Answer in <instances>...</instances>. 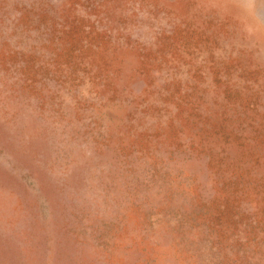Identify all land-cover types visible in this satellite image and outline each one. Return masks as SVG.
<instances>
[{
  "label": "rangeland",
  "instance_id": "1",
  "mask_svg": "<svg viewBox=\"0 0 264 264\" xmlns=\"http://www.w3.org/2000/svg\"><path fill=\"white\" fill-rule=\"evenodd\" d=\"M228 4L0 0V264H264V39Z\"/></svg>",
  "mask_w": 264,
  "mask_h": 264
},
{
  "label": "crops",
  "instance_id": "2",
  "mask_svg": "<svg viewBox=\"0 0 264 264\" xmlns=\"http://www.w3.org/2000/svg\"><path fill=\"white\" fill-rule=\"evenodd\" d=\"M229 9H231L236 15H240V17L246 18L251 26H254L257 29V33L260 38L264 39V29L261 27L259 23L256 22L253 14V7L251 6H239L238 4L231 5L228 4Z\"/></svg>",
  "mask_w": 264,
  "mask_h": 264
}]
</instances>
